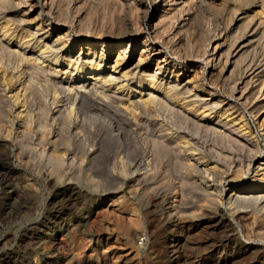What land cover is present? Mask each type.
<instances>
[{"label": "bare ground", "instance_id": "obj_1", "mask_svg": "<svg viewBox=\"0 0 264 264\" xmlns=\"http://www.w3.org/2000/svg\"><path fill=\"white\" fill-rule=\"evenodd\" d=\"M34 1L0 0L12 13L0 24V136L69 177L76 160L94 161L105 133L124 156L113 191L127 178L140 179L139 195L159 191L167 229L181 238L195 221L224 229L175 264H264V245L239 240L264 241V158L245 119L264 136V0H152L150 20L159 18L148 33L144 0H97L110 8L101 33L87 0ZM229 176L243 183L222 191Z\"/></svg>", "mask_w": 264, "mask_h": 264}, {"label": "rangeland", "instance_id": "obj_2", "mask_svg": "<svg viewBox=\"0 0 264 264\" xmlns=\"http://www.w3.org/2000/svg\"><path fill=\"white\" fill-rule=\"evenodd\" d=\"M144 1L147 16L142 27L148 33L159 17L150 20L155 12L154 4L152 0ZM34 3L38 9L43 6V0ZM83 3L84 13L92 10L88 20L92 30L103 32L110 23L106 18L110 8L97 0ZM23 10L25 7L20 8V13ZM0 16L4 18L0 17L1 24L12 17L11 9L0 11ZM204 17V25L213 27L212 16L205 14ZM45 19L51 20L48 16ZM191 26L187 34L190 45L198 38L196 23ZM219 26L222 28V24ZM191 30H194L192 34ZM261 110L259 113L264 112ZM245 119L257 141V158H264V136L260 131L258 133V120L248 113H245ZM103 134L102 140L96 143L94 161L89 162L88 158L76 160L74 176L69 177H56L46 167L41 170L43 164L39 167L27 161L17 146L10 145L0 136V264H175L177 253L189 256L196 250L209 249L222 235L224 229H214L208 221H195L191 227L187 224L185 228L189 231L182 238L177 230L169 232L157 198L159 191L139 195L140 179L127 178L120 191H113L118 173L115 168L123 154L117 156V149ZM89 168L92 172L85 173ZM79 169L83 171L80 177ZM229 177L223 180L222 191L230 184H241L244 180ZM75 186L79 191L76 190L74 195L71 189ZM225 216L231 223L229 229L238 233L239 226L228 213ZM239 237L241 242L249 245H264V241ZM179 239L182 241L175 250L172 246ZM206 263L215 264V259Z\"/></svg>", "mask_w": 264, "mask_h": 264}]
</instances>
